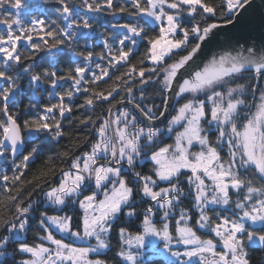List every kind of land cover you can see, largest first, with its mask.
<instances>
[{"label": "snow or ice", "instance_id": "obj_1", "mask_svg": "<svg viewBox=\"0 0 264 264\" xmlns=\"http://www.w3.org/2000/svg\"><path fill=\"white\" fill-rule=\"evenodd\" d=\"M0 0V264H264V0Z\"/></svg>", "mask_w": 264, "mask_h": 264}, {"label": "water", "instance_id": "obj_2", "mask_svg": "<svg viewBox=\"0 0 264 264\" xmlns=\"http://www.w3.org/2000/svg\"><path fill=\"white\" fill-rule=\"evenodd\" d=\"M255 3L257 5V10L255 11V15L257 17V22H258V17H259V9L261 7V0H255Z\"/></svg>", "mask_w": 264, "mask_h": 264}]
</instances>
